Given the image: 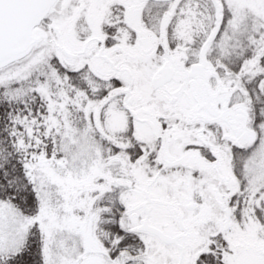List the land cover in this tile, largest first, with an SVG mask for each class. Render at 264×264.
Segmentation results:
<instances>
[{"label": "snow or ice", "instance_id": "1", "mask_svg": "<svg viewBox=\"0 0 264 264\" xmlns=\"http://www.w3.org/2000/svg\"><path fill=\"white\" fill-rule=\"evenodd\" d=\"M0 264H264V0H0Z\"/></svg>", "mask_w": 264, "mask_h": 264}]
</instances>
